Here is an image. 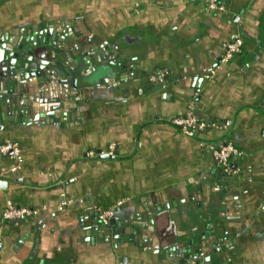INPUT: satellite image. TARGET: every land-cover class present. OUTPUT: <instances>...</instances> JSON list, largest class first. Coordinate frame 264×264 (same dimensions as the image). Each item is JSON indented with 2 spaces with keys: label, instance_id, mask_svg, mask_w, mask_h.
I'll use <instances>...</instances> for the list:
<instances>
[{
  "label": "crops",
  "instance_id": "crops-1",
  "mask_svg": "<svg viewBox=\"0 0 264 264\" xmlns=\"http://www.w3.org/2000/svg\"><path fill=\"white\" fill-rule=\"evenodd\" d=\"M223 6L214 14L197 0H0V58L46 34L78 46L59 57L64 69L86 68L85 39L121 56L83 95L65 91L53 112L29 102L20 116L15 103L59 93L47 78L65 76L51 57L33 63L37 88L0 87V144L22 155L12 173L15 162L0 154V264H264V0ZM235 35L242 52L220 65ZM190 105L201 121L230 128L182 136L171 120ZM224 140L242 155L229 173L201 146ZM110 144L113 160L86 158ZM8 201L38 214L4 221ZM98 209H113L125 233L101 226Z\"/></svg>",
  "mask_w": 264,
  "mask_h": 264
},
{
  "label": "water",
  "instance_id": "water-1",
  "mask_svg": "<svg viewBox=\"0 0 264 264\" xmlns=\"http://www.w3.org/2000/svg\"><path fill=\"white\" fill-rule=\"evenodd\" d=\"M46 35L47 37H25V40H22L21 45H17V48L14 47L13 49H11V53L8 52V50L10 49L8 48L0 58V87L3 90H9L11 92V86H14L15 88H17L18 95L19 93H22L24 95L29 91V89H33L36 87L34 85H31L34 78L38 81L41 79V76L35 72L33 63H35L39 68L41 62H39L38 60L42 59L41 57H43V55V58L51 57L52 59H55L56 62L51 65L50 69H56L65 76V79H63L62 76H59V74H50L49 71L47 72V70L45 73L42 72V74L44 75H47L46 73H48V75L50 74L49 78H47V82L56 83L59 89V93L57 95L53 93L52 95H50V97L45 99L43 91H38V93L36 94L27 95V97H25L26 101L24 102L22 101V97H20L22 99L17 97V102L15 101L16 106L22 107L21 113H19L20 116L23 113L26 114V111H23V106L28 105L29 102L30 105H32L33 103L35 105L51 104L50 110L52 112L55 111L54 106L56 107L57 104L59 106V103H65V100L62 97V94H65V91L69 92V94L78 92L79 94L83 95V91L87 89L85 87L89 86L95 79L100 76L109 75V67H117V64H115V61H113V59H121V56L117 53V49H115V52L108 50L107 52H102L101 55L98 54L92 62H85L84 64L86 68L79 66L80 68H73V70L68 67L64 69L63 66L65 65H62L59 62V57L66 58V60H68L69 57L72 56L73 52L78 51V46L75 43L70 44L71 42L69 40V37H60L59 40H57L59 44L55 42L56 40L48 42V38L52 37H48L49 34ZM76 38L77 37L72 39L76 40ZM0 43H2V40H0ZM19 69H24L25 72L19 74ZM16 70L18 71V74L16 73ZM102 83H104L103 80L99 81V84ZM82 85L83 87L81 88L84 89L79 90L78 88ZM39 87H41L40 84ZM16 106H12V110H14ZM13 114H15V112H13ZM9 115H11V113H9ZM12 123L15 124L14 122ZM114 158L115 156H104L101 158V160H113ZM106 227L108 230L111 228V231L115 236H122L123 233H125V229H117V223L114 219H112Z\"/></svg>",
  "mask_w": 264,
  "mask_h": 264
},
{
  "label": "built area",
  "instance_id": "built-area-1",
  "mask_svg": "<svg viewBox=\"0 0 264 264\" xmlns=\"http://www.w3.org/2000/svg\"><path fill=\"white\" fill-rule=\"evenodd\" d=\"M203 3L206 9L214 14H222L224 12L223 0H197ZM242 52V41L235 35L224 45L223 53L220 57L219 64L225 65L232 62ZM214 73L209 74L205 79H210ZM264 110V92L261 102ZM171 125L184 137L195 138L208 131L223 132L230 128V122L208 123L201 121L195 114L194 107L190 105L184 115L171 120ZM201 146L209 153L216 165L225 173L231 172V165L234 161L241 158V152L230 142L224 140L216 144L201 143ZM0 154L10 156L15 162L12 173L16 172L21 163L22 155L20 147L15 143H1ZM116 147L114 144L108 145L104 151H89L86 153L88 159H101L102 157H114ZM70 202H64L63 205H69ZM38 214L37 210L30 208L16 207L10 201L6 202L2 213V219L7 222H21L33 218ZM97 221L101 226H107L114 218L113 209L96 210Z\"/></svg>",
  "mask_w": 264,
  "mask_h": 264
},
{
  "label": "flooded vegetation",
  "instance_id": "flooded-vegetation-1",
  "mask_svg": "<svg viewBox=\"0 0 264 264\" xmlns=\"http://www.w3.org/2000/svg\"><path fill=\"white\" fill-rule=\"evenodd\" d=\"M36 38H37V37H36ZM59 38H60V37H52V38H48V42H52V40H56L55 42H57V40H59ZM72 38H75V37H72ZM87 38H89V37H87ZM24 40H25V39H24ZM87 40H88V41H87ZM85 41H86V44L89 43V46H88V47H85V48L81 51L80 58L82 57V58L86 59L87 61H89V59H90L91 61H93V60L97 57L98 54L101 55L102 52H105V51H104L105 48H104V49H103V48L94 49V48L91 47L92 49H90L91 44H90L89 39H85ZM21 44H22V41H20L18 45H21ZM57 44H59V42H57ZM16 48H17V46H16ZM12 49H13V48H12ZM10 51H11V49L8 50L9 53H11ZM43 57H44V55H43ZM43 57H41V58L44 59ZM39 60H41V59H39ZM87 61H86V62H87ZM24 100H25V99H24Z\"/></svg>",
  "mask_w": 264,
  "mask_h": 264
}]
</instances>
